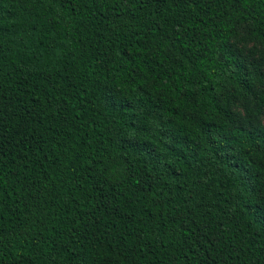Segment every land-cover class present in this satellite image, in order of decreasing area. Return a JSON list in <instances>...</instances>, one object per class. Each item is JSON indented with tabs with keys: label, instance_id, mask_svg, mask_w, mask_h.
Returning a JSON list of instances; mask_svg holds the SVG:
<instances>
[{
	"label": "trees",
	"instance_id": "16d2710c",
	"mask_svg": "<svg viewBox=\"0 0 264 264\" xmlns=\"http://www.w3.org/2000/svg\"><path fill=\"white\" fill-rule=\"evenodd\" d=\"M258 51L264 0H0V264H264Z\"/></svg>",
	"mask_w": 264,
	"mask_h": 264
},
{
	"label": "rangeland",
	"instance_id": "374dc122",
	"mask_svg": "<svg viewBox=\"0 0 264 264\" xmlns=\"http://www.w3.org/2000/svg\"><path fill=\"white\" fill-rule=\"evenodd\" d=\"M255 44L254 43H249V44H247V46H246V49H252L253 48V46H254ZM241 46V45H240ZM260 49V48H259ZM255 57H256V60L257 61H259V62H261L262 63V68H263V70H264V58H263V54L261 53V52H257V54L255 55Z\"/></svg>",
	"mask_w": 264,
	"mask_h": 264
}]
</instances>
